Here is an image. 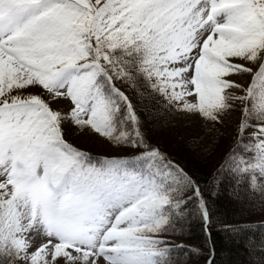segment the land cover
Here are the masks:
<instances>
[{
	"label": "snow or ice",
	"instance_id": "obj_1",
	"mask_svg": "<svg viewBox=\"0 0 264 264\" xmlns=\"http://www.w3.org/2000/svg\"><path fill=\"white\" fill-rule=\"evenodd\" d=\"M146 96L202 129L207 179L151 142ZM224 186L264 213V0H0V264H188L172 237L210 238Z\"/></svg>",
	"mask_w": 264,
	"mask_h": 264
},
{
	"label": "trees",
	"instance_id": "obj_2",
	"mask_svg": "<svg viewBox=\"0 0 264 264\" xmlns=\"http://www.w3.org/2000/svg\"><path fill=\"white\" fill-rule=\"evenodd\" d=\"M157 103L158 100L154 96H146L140 101L141 118L151 132V142L170 152L187 169L199 168L200 171L197 174L202 177V180L207 179L209 168L200 165L196 158L189 153L186 145L177 144L174 150L172 148L174 146L173 142L163 138L167 134L164 133V130L171 129V125H168V123L174 124L177 121L176 114ZM237 117L236 119H238ZM226 128L227 126L221 128L220 131L227 134ZM224 144L222 142V147ZM86 149L99 157L112 153L107 152L106 148L91 149L86 147ZM173 150L175 153L172 152ZM205 198L212 215L211 237L209 238L206 235L203 220L196 216L185 222L182 230L178 229L177 234L172 239L178 244L187 245L191 249H198L203 254L202 256H197L195 253L190 255L181 254L187 258L188 264H195L193 261L197 258H201L199 264H204V258L213 254V246L215 247L216 264H235L240 253L237 246L238 240L243 239L245 236L258 238L264 233V228H260V225L264 224V219H262L264 213H260L258 209L255 211L250 210L249 205L238 200L227 186L218 191L212 190V192L206 194ZM225 225H243L244 232L240 236H234L224 230Z\"/></svg>",
	"mask_w": 264,
	"mask_h": 264
},
{
	"label": "rangeland",
	"instance_id": "obj_3",
	"mask_svg": "<svg viewBox=\"0 0 264 264\" xmlns=\"http://www.w3.org/2000/svg\"><path fill=\"white\" fill-rule=\"evenodd\" d=\"M154 97H156V99L158 100V103H157L158 105L164 106L163 98L157 97V96H154ZM175 114H176L175 116H176L177 121L174 124L168 123V125H171V129L166 130L167 132L164 130V133H167V134L163 137V138L173 142L174 146L172 148H174V150L176 149L177 144L186 145L185 141L189 138L190 133L203 134L202 129L199 128L198 126H189L190 122L188 121V119L186 117H183L177 113H175ZM141 116H142V114H141ZM237 116H238V113H233L231 119L233 121H235ZM143 117H144V115H143ZM233 127H234V125L233 126H227V128H226L227 129V135H228L229 139H231V136L233 135ZM76 142L79 144L85 145L86 147L91 148V149H103V148L105 149L106 148L107 152H113V151H111L112 148L109 147L108 145L101 143L99 141H93L88 137H81ZM224 143H226V142H224ZM174 150L172 152H174ZM108 154H110V153H107L106 155H108ZM237 246L240 250V253L238 254V258H237L235 264H251V260L253 259V257H251L249 255L245 244L242 243V239L238 240ZM193 262L195 264H199V263H201V258L194 259Z\"/></svg>",
	"mask_w": 264,
	"mask_h": 264
}]
</instances>
